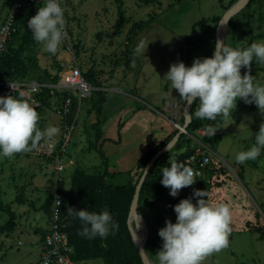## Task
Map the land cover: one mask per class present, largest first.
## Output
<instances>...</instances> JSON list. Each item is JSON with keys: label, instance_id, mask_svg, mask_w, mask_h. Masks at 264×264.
<instances>
[{"label": "rangeland", "instance_id": "obj_1", "mask_svg": "<svg viewBox=\"0 0 264 264\" xmlns=\"http://www.w3.org/2000/svg\"><path fill=\"white\" fill-rule=\"evenodd\" d=\"M121 1L125 24L117 34L114 32L119 23L118 0H65L61 4L75 49L71 64H63V67L68 69L75 65L83 74L90 68L95 70L100 90L106 97L101 115L105 123L101 131L105 132L110 142L120 141L122 148L117 153L111 146L113 150L105 155L108 161L103 164L104 160L94 150L103 140L97 143L95 139L98 119L93 104L90 101L79 103L71 141L62 160L65 169L59 174L65 188L69 187L70 177L76 169L86 174H102L107 168L108 173L115 172L108 179L114 186H122L133 179L134 158L140 159L147 151V140L154 146L153 141L160 133L156 130L168 123L161 117L163 100L176 96L185 106V101L172 90L170 82L163 80L164 75L171 64L179 62V50L189 36L195 39L189 41L183 54L187 58V66H191L194 58L212 56L218 24H196L202 19H221L229 9L225 10V6L230 0H156L155 4L148 5L139 4L138 0ZM260 3L262 8L259 10ZM260 3L252 7L255 15L261 11L263 16L262 29L256 34L264 33V0ZM9 9L10 0H0V25ZM242 10L230 19L235 36L243 28L237 17ZM37 11L24 13L19 35L29 30L27 22ZM145 21H150V24L130 36L133 25ZM205 29L214 30V33L209 34ZM204 30L206 33H203ZM128 38L131 39L130 54L126 53ZM221 40L225 42V29ZM18 44L17 39L13 40L11 47L16 49ZM141 45V52L146 50L144 55L136 52ZM233 45L239 47L240 43H236L235 39ZM63 52L62 42L55 55L43 53L41 45L32 38L24 52V61L30 69V80L26 81H51L57 74L59 57ZM246 71L254 77V82L264 85V63L254 59ZM61 100V96L55 97L39 115L38 127L41 130L50 125L62 130V120L54 110ZM156 118L159 119L156 121L158 127L152 130L150 124ZM221 118L209 144L211 163L199 179L202 184L181 189L175 198L168 191L167 197L180 201L191 197L196 189L207 192L204 199H208L210 204L224 203L229 206L231 233L228 246L207 256L202 264H264V238H261V235L264 236V156L244 164L235 162L238 152L254 145V135L264 123V115L255 104L246 105L238 100L231 117ZM122 124L125 126L122 127ZM60 135L61 131L57 137ZM185 140L186 134L181 143ZM29 153L0 157V226L9 221L11 214L8 210L15 215V231L9 235L0 234V264H38L43 253L42 237L49 229V215L44 208L49 204L48 196L53 192L51 185L57 175L53 160L39 159ZM167 159L171 160L172 156H167ZM138 208L148 229L144 245L146 256L152 264H157L155 254L159 249L147 246V242H160L156 224L158 216L147 201ZM164 212L162 208L159 213ZM137 227L138 220L132 218L134 236ZM79 264L103 262L94 260Z\"/></svg>", "mask_w": 264, "mask_h": 264}, {"label": "clouds", "instance_id": "obj_2", "mask_svg": "<svg viewBox=\"0 0 264 264\" xmlns=\"http://www.w3.org/2000/svg\"><path fill=\"white\" fill-rule=\"evenodd\" d=\"M65 25L60 0H43V6L27 22L33 40L41 45L43 53L50 55L57 53L66 38ZM142 48L143 45L136 52L144 55L146 50L141 52ZM254 59L264 63V41L233 48L218 40L210 58H194L191 66L183 62L173 63L163 80L170 82L172 90L185 101V106L191 107L198 101L196 118L214 121L218 116L231 117L238 100L246 105L255 104L264 115V85L254 82L248 71L241 75V69H248ZM34 103L24 99L23 93L19 98L14 95L0 97V157L30 152L41 141L49 147L54 145L61 130L53 125L41 130L38 127L40 116L33 107ZM206 131L213 136L217 129L209 126ZM254 138L253 146L235 155L237 164L256 161L264 156V123ZM195 175L197 173L185 162L173 159L169 167L162 168L160 183L175 198L181 189L195 184ZM207 195L206 191L194 189L191 197L172 206L175 222L166 219L165 226L158 230L162 246L155 254L157 264H202L207 256L228 246L230 208L224 203L210 204L208 199H204ZM56 201L61 203L59 198ZM66 212L81 221L79 235L88 239H106L119 230V224L107 208L96 213L86 208L76 210L69 207Z\"/></svg>", "mask_w": 264, "mask_h": 264}, {"label": "trees", "instance_id": "obj_3", "mask_svg": "<svg viewBox=\"0 0 264 264\" xmlns=\"http://www.w3.org/2000/svg\"><path fill=\"white\" fill-rule=\"evenodd\" d=\"M237 1L238 0H230L225 6V10L230 8ZM260 1L261 0H249L243 10L237 15V17H239L242 23L243 28L239 30L236 36L233 35L232 20L229 21L225 34L226 45L231 46L233 48H244L249 46L251 43L256 42V40L264 39V33H255L256 31H261L262 29V12L260 11L255 15L256 11L252 10V7L255 4H258V2L260 3ZM118 2L119 5L117 8V13L119 23L114 34H117L125 24L124 11L122 9V1L118 0ZM138 3L145 5L155 4L156 0H138ZM39 7L41 6L31 5L24 7L21 12L15 17L14 25L6 46V50L0 55V83L15 81L29 82L26 80H30V69L24 61V52L27 51L28 46L31 43L32 36L30 30H24V32L19 35V29L20 24L22 23L21 18L23 17L24 13L33 12L39 9ZM261 8L262 5L260 3L259 10ZM219 21L220 17H213L210 20L202 19L197 22L196 25H208L210 22L216 25ZM148 24H150V21L140 22L139 24L133 25L131 31L129 32L130 36L137 34L139 31L146 28ZM205 30L207 31V29ZM205 30L203 31V33H206ZM207 33H214V30L207 31ZM129 38L126 39V53L128 54H130L131 47V39ZM16 39L19 41V44L16 49H13L11 47V44L13 40ZM194 39L195 38L193 36H189L188 41L185 42L179 50V62H183L186 66L188 61L187 58L183 56V54L186 48L188 47L189 41H192ZM235 39L236 43H240L239 47L233 45ZM62 67V64L58 66L57 74L52 78L51 81L40 80L38 82H47L50 84L57 83L59 79V73L63 70ZM128 69L130 70L131 67L128 66ZM245 71L246 69L242 68L241 74H244ZM82 75L87 81V83L90 85V87H92L93 89H98L97 91H95L94 89L90 99L86 100V102L90 101L91 104H93V109L96 118L98 119V121L95 123V139L97 143H99L104 135V133L101 131V127L103 126L104 121H101L100 117L102 115L103 104L106 101V97L104 92L100 90L101 84H99L96 72L93 68H90L87 73H82ZM6 95L11 94L5 92L3 88L0 87V97ZM14 96H16L17 98L20 97L17 93H15ZM57 96L61 95L56 94V97ZM64 96L66 95L64 94ZM38 99L41 101L42 104V108L37 110L38 114L40 115L41 113H43L44 109L47 108L48 105H50L52 97L50 96L49 91L45 90L42 94L38 96ZM197 107L198 101L190 107L191 121L186 130L188 134L192 135L195 134L196 131L206 130L209 126L216 128L221 123L222 118L220 116H218L214 121L196 118L195 111ZM78 110L79 102L73 100L70 115L68 118L62 120V124L66 123L68 125H72L75 120V117L77 116V113L79 112ZM183 119L184 116L182 117V120ZM75 124L76 122L74 123V125ZM174 136L175 133L170 135L168 139H166V141L159 143V145H154L155 147L151 146V143H149L147 140V143L149 144L148 149L144 153V155L137 160L135 166L134 174L135 176L137 175V178H134V176L133 179H131L122 186H114L112 183L108 182V179L110 178V176H113L114 173H108L107 168L102 174H86L81 170L76 169L70 177L69 187L65 188L64 180L57 183L56 190L57 193H59V195L61 196V231L66 234L68 244L72 247L70 259L73 261L74 264L94 260H102L103 264H142L137 247L132 241L131 232L127 224V220L130 213V206L135 193V188L139 183L144 173V170L150 162L151 158L155 156L159 151H161V149L165 147L166 144L169 143ZM183 137H185V135L181 134L178 142L175 145L176 150H170L166 154L161 155L156 160V162L151 167L149 173L146 175V178L140 190L138 206H140L142 203L145 204V202L147 201V205H149V207L152 208L158 216L156 224L159 229L165 226L166 219L171 220L173 223L175 222V213L173 211L172 206L179 203V200L167 197L169 189L163 187L160 183V179L162 178V168L169 167L173 159L177 160L178 162H186V160L193 154L192 148L188 147V149L184 151L181 149V139ZM211 139L212 136L207 134V136L202 137L201 142L209 148ZM102 146L103 143L98 144V147L94 148V150L98 153L101 159L104 160L103 164L105 165L108 160L105 157V153L102 150ZM176 151H179V153L175 154ZM170 155L172 156L171 160L167 159V156ZM195 180L196 182L192 186H200L202 184L199 179ZM18 200L20 201V199ZM51 202L52 195L50 194L48 196V203L50 205L48 204L44 208L45 212L47 213V215H49V217L51 214ZM69 207L76 210H83L86 208L88 211L96 213H99L105 208H107L113 216V220L119 224V230L116 231L114 234H110L106 239H102L100 237L88 239L86 237H83L79 235L80 231L82 230L81 221L74 216L67 215L66 209ZM162 208L165 209L164 214L159 213L160 209ZM10 211L11 210H8V213L11 214L9 221L4 226H0V234L5 233L9 235L15 231V215ZM139 238L143 239L142 234H140ZM261 238H264V236L261 235ZM159 240V243H153L152 241H148L147 246L153 248L156 247L160 250L162 246V240Z\"/></svg>", "mask_w": 264, "mask_h": 264}, {"label": "built area", "instance_id": "obj_4", "mask_svg": "<svg viewBox=\"0 0 264 264\" xmlns=\"http://www.w3.org/2000/svg\"><path fill=\"white\" fill-rule=\"evenodd\" d=\"M65 0H60L62 4ZM36 5L43 6V0H10V9L7 17L0 25V55L5 52L6 46L12 32L15 17L21 12L24 7ZM67 33L66 38L62 41L64 46V55L68 56V60L64 64H71L72 57H74L73 45L71 38ZM63 66V65H62ZM59 74L57 83L50 84L47 82H4L0 83V87L5 92L11 95L15 93L21 95L23 93L24 99L35 101L33 107L35 110L42 108L41 101L38 96L45 90L49 91L53 100L56 94L61 95V102L59 106H55L54 110L60 120H64L69 117L73 100L82 103L89 100L94 89L90 87L87 81L84 79L82 73L75 65H72L68 69H64ZM13 89L11 88V86ZM64 94L66 96H64ZM76 119V117H75ZM76 122L74 120L73 124ZM72 125L63 123L61 126V135L55 138V143L52 147H49L44 141L40 142V145L30 151L32 156L54 161V171L57 175L53 183L52 202H51V214L49 217V229L43 236V253L38 264H74L70 259L72 253V247L68 244V239L65 233L61 231V203L58 204L56 198L61 201V196L57 193V183L63 181L59 176L60 172L65 169V164L62 162L63 157L66 156L67 147L71 141ZM179 132L186 134L182 126L175 125ZM202 137L207 136V131L202 130ZM187 166L193 168L197 173L195 179H200L203 176L204 170L211 163V156L209 154V148L202 144H199L194 150L193 154L185 162Z\"/></svg>", "mask_w": 264, "mask_h": 264}, {"label": "water", "instance_id": "obj_5", "mask_svg": "<svg viewBox=\"0 0 264 264\" xmlns=\"http://www.w3.org/2000/svg\"><path fill=\"white\" fill-rule=\"evenodd\" d=\"M249 0H238L237 2H235L227 11L226 13L223 15V17L220 19L219 23H218V27H217V31H216V40H215V44L218 40H220V31L222 28L225 29V34H226V28L227 25L230 21V19L236 15L240 10H242L245 5L248 3ZM183 115H184V125H183V130L186 131L190 121H191V115H190V107L184 106V110H183ZM182 132L177 133L172 140L164 147L161 149V151H159L155 156H153L150 160V162L148 163L147 167L145 168L146 170V174L145 171L139 181V183L137 184L136 188H135V193L131 202V206H130V213H129V217L127 220V224H128V228L131 232V238L133 243L136 245L140 259L142 264H148L146 261V252H145V248L144 245L146 244V241L148 239V229L146 227V224L141 216V212L139 210V206H138V199H139V194H140V190L142 187V184L146 178V175L149 173L151 167L153 166V164L156 162V160L161 156L166 154L167 152H169L178 142L180 136H181ZM132 218H136L138 220V223L141 227V234L143 236V239L140 243H137L134 239V231L132 229Z\"/></svg>", "mask_w": 264, "mask_h": 264}, {"label": "crops", "instance_id": "obj_6", "mask_svg": "<svg viewBox=\"0 0 264 264\" xmlns=\"http://www.w3.org/2000/svg\"><path fill=\"white\" fill-rule=\"evenodd\" d=\"M61 60H62V62H61ZM67 60H68V56L67 55L62 54V56L59 57L60 64H62V65L64 63H66ZM162 104H163V111H162L161 117L163 119H165L166 121H168L169 125H168V123H164V124H166L168 126L165 125L164 127H160L159 129L156 130V133L157 132H160V133L157 134L156 139L153 141V144L155 146L159 145V143H161V142L166 141V139H168V137L170 135H172L173 133H175V135L177 133H179L178 129L174 126V124L175 125H180L182 127L184 125V119L182 120V117L184 116L183 115V111H182V109L184 110V107H183L184 103L182 104L179 100H177L176 96L174 98L172 96V97H169V99H167V100L166 99L163 100ZM140 117H141V115H140ZM104 119L105 118L103 117L102 120L101 119L100 120L104 121ZM152 121H153V124H150V127L153 130L154 128L158 127L156 121L158 122L159 119L156 118V119H154ZM103 126H104V124H103ZM124 126L125 125L122 124V127H124ZM159 126H161V125H159ZM181 134H183V133H181ZM183 135H185V134H183ZM186 135H187V140H189V141L185 140V141H183L181 143V149L183 151L187 150L188 147L192 148L194 150L197 146H199V144H202V142H201L202 132L201 131H196L195 134H192V135L188 134L187 131H186ZM102 140H103V147L102 148H103V151H104L105 155L107 153H109L110 150H113L111 148V146L114 147V152L117 151V153H118L120 150H122L121 145H120V141H113L112 140V142H110L109 139H107V136H106L105 132H104ZM115 143H118V145H116ZM171 150H176L175 146ZM177 153H179V151L175 152V154H177ZM136 159L137 158H134V160H133V164L134 165H135V163H137L138 159L137 160ZM66 160H67V158H66ZM53 183H54V181H53ZM51 186H53V184ZM46 232L47 231H45L44 234Z\"/></svg>", "mask_w": 264, "mask_h": 264}, {"label": "bare ground", "instance_id": "obj_7", "mask_svg": "<svg viewBox=\"0 0 264 264\" xmlns=\"http://www.w3.org/2000/svg\"><path fill=\"white\" fill-rule=\"evenodd\" d=\"M223 34H224V28H222L221 31H220V40H221ZM140 230H141V227H140V225H139V223H138L137 233H136V236H134L135 239H136V241H137V243H140V238H139V236H140ZM146 261H147L148 264H152V263L150 262V260L148 259L147 256H146Z\"/></svg>", "mask_w": 264, "mask_h": 264}]
</instances>
